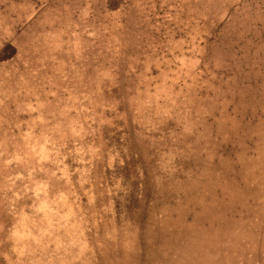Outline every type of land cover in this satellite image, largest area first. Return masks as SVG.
Segmentation results:
<instances>
[{
    "label": "rangeland",
    "instance_id": "obj_1",
    "mask_svg": "<svg viewBox=\"0 0 264 264\" xmlns=\"http://www.w3.org/2000/svg\"><path fill=\"white\" fill-rule=\"evenodd\" d=\"M0 264H264V0H0Z\"/></svg>",
    "mask_w": 264,
    "mask_h": 264
}]
</instances>
